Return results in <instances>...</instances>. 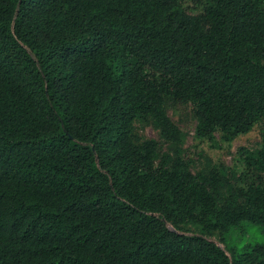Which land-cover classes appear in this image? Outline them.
I'll return each mask as SVG.
<instances>
[{"label":"trees","instance_id":"16d2710c","mask_svg":"<svg viewBox=\"0 0 264 264\" xmlns=\"http://www.w3.org/2000/svg\"><path fill=\"white\" fill-rule=\"evenodd\" d=\"M185 2L0 0V264H264L206 238L264 231V128L241 173L137 131L179 145L168 104L211 143L264 126V0Z\"/></svg>","mask_w":264,"mask_h":264},{"label":"rangeland","instance_id":"374dc122","mask_svg":"<svg viewBox=\"0 0 264 264\" xmlns=\"http://www.w3.org/2000/svg\"><path fill=\"white\" fill-rule=\"evenodd\" d=\"M185 5L190 12H199L201 9L197 0H186ZM167 112L183 133L184 138L179 145L166 142L161 136L160 130L151 121L137 123V131L147 139L161 142L165 152L173 154L175 148L179 147L183 158L191 163L194 173L209 172L211 168L220 164L241 173L245 167L239 150L246 148L255 151L262 146V130L264 128L262 124L255 125L249 133L238 136L231 144L221 141L219 133L216 134V141L211 143L196 137L197 120L192 114L184 110H174L170 104L167 105ZM223 192L225 193L226 190L224 189ZM247 226L243 232L234 231L230 235H226L224 241L218 234L206 236V238L225 250H227V246L241 250L246 247L249 249L252 245H264V231L257 225ZM185 230L191 234H201L199 228L194 225L185 226ZM228 254L230 253L228 252Z\"/></svg>","mask_w":264,"mask_h":264}]
</instances>
